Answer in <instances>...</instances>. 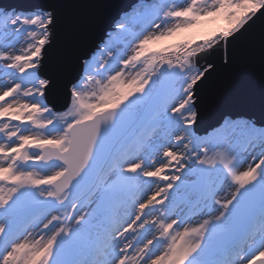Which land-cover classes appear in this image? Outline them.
Masks as SVG:
<instances>
[{
	"label": "snow or ice",
	"instance_id": "1",
	"mask_svg": "<svg viewBox=\"0 0 264 264\" xmlns=\"http://www.w3.org/2000/svg\"><path fill=\"white\" fill-rule=\"evenodd\" d=\"M62 7L0 4V264H264V36L258 91L195 127L264 0H140L49 67Z\"/></svg>",
	"mask_w": 264,
	"mask_h": 264
},
{
	"label": "water",
	"instance_id": "2",
	"mask_svg": "<svg viewBox=\"0 0 264 264\" xmlns=\"http://www.w3.org/2000/svg\"><path fill=\"white\" fill-rule=\"evenodd\" d=\"M23 0H0V4H19ZM62 5L54 44L47 54L48 66L67 60L73 51L93 47L117 21L124 11H131L140 0H34ZM264 22L249 29L237 42L240 55L234 67L225 71L217 68L203 85L197 101L204 119L195 126L200 132L213 122L221 111L237 108L260 86L261 38ZM231 51V46L229 48ZM213 59L220 64L218 58Z\"/></svg>",
	"mask_w": 264,
	"mask_h": 264
},
{
	"label": "rangeland",
	"instance_id": "3",
	"mask_svg": "<svg viewBox=\"0 0 264 264\" xmlns=\"http://www.w3.org/2000/svg\"><path fill=\"white\" fill-rule=\"evenodd\" d=\"M224 26V22L222 20H218L215 23L212 24H205L202 25L200 27L197 28H193L191 30H189L186 33H183L181 36H178L176 38H173L172 40L166 41L165 43L167 44H172V43H176L179 40H182L184 37H191V36H195V37H199L213 29H216L218 27Z\"/></svg>",
	"mask_w": 264,
	"mask_h": 264
}]
</instances>
